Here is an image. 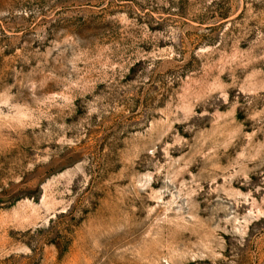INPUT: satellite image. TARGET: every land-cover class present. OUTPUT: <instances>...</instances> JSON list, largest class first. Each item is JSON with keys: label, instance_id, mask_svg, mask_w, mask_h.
<instances>
[{"label": "rangeland", "instance_id": "374dc122", "mask_svg": "<svg viewBox=\"0 0 264 264\" xmlns=\"http://www.w3.org/2000/svg\"><path fill=\"white\" fill-rule=\"evenodd\" d=\"M0 264H264V0H0Z\"/></svg>", "mask_w": 264, "mask_h": 264}]
</instances>
